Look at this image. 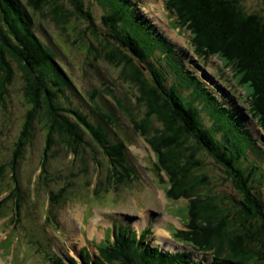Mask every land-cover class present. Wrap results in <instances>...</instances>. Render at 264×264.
Segmentation results:
<instances>
[{
  "label": "rangeland",
  "instance_id": "rangeland-1",
  "mask_svg": "<svg viewBox=\"0 0 264 264\" xmlns=\"http://www.w3.org/2000/svg\"><path fill=\"white\" fill-rule=\"evenodd\" d=\"M77 1L84 14L92 16L94 25L69 0H58L74 13L66 30L48 15L49 6L43 11L28 9L33 29L53 50L66 76L67 83L62 88L64 94L58 91V101L65 109H76L85 114L91 123L107 133L112 143L123 141L129 157V163L125 165L129 177L124 172L125 179L118 181L116 175L110 173L109 159L88 134L84 135L86 144L77 157L57 146L52 155L45 157L46 122H36L31 141L15 164V172L9 171L0 182V199L8 196L14 179L22 196L19 227L14 229L10 222L14 217L15 199L6 208L5 218L0 219V262L54 264L56 253L63 260L65 257V264H73L69 259L85 264L81 252L86 259L90 255V264H94L101 242L106 244V239L113 235V228L115 232L117 227L136 230L139 235L149 227L146 242L152 249H159L160 254L188 253L191 264L203 260L211 263L212 255L195 251L188 244L172 238L174 228L180 229L174 219L181 226L187 222L188 201L164 198L163 190H167L168 183L162 182L156 174L153 154L137 136L132 124L118 111L120 100L135 114L144 116L145 110L134 103L138 90L121 77L123 68L111 65L99 56V39L104 46H108L109 41L121 45L113 38L116 36L114 31L103 22L106 10L96 0ZM121 1L133 15L132 26L150 38L147 41L154 47L149 63L165 75L166 88L174 87L188 103L193 102L200 109L203 124L215 128L219 138L226 131L238 129L245 150L238 164L246 172L256 167L255 184L264 203V132L251 111L250 88L241 85V77L235 75L232 67L223 66L217 57L203 58L195 53L189 30L183 29L179 34L174 31L178 30L176 17L165 12V0ZM20 4L26 8L25 0H20ZM149 68L146 75L152 81ZM15 69L16 77L9 86L6 102H0V164L13 161L14 144L24 127L28 110L23 94L24 81L18 68ZM103 117H110L116 123L106 124ZM151 135H156L154 129ZM199 157L204 161V167L198 173L209 177L211 194L226 196L232 202L239 201L238 194L227 181L224 168L205 152ZM41 164H44L42 181L38 177L42 172ZM109 176L113 180L109 181ZM66 189L68 200L52 202L51 206L49 193L66 192ZM162 230L167 232L162 234L164 237L160 236ZM167 244L173 246L172 249L166 248Z\"/></svg>",
  "mask_w": 264,
  "mask_h": 264
},
{
  "label": "trees",
  "instance_id": "trees-1",
  "mask_svg": "<svg viewBox=\"0 0 264 264\" xmlns=\"http://www.w3.org/2000/svg\"><path fill=\"white\" fill-rule=\"evenodd\" d=\"M69 1L84 14L77 0ZM96 1L106 10L102 17L104 24L114 31L116 36L113 38L121 44L109 41V45L104 46L99 39V56L111 65L123 68L121 77L138 90L134 103L145 110L144 116H140L120 100L118 111L132 124L137 136L153 154L156 174L162 182L168 183L167 200H189L185 229L174 228L173 239L188 244L195 251L212 255L211 263L192 262L195 264L263 262L264 203L257 193L256 167L246 172L238 164L245 153L238 129L226 131L219 138L215 128L206 127L200 109L193 102L188 103L174 87L167 89L165 75L149 63L154 46L147 41L150 38L132 26L133 15L129 8L121 0ZM25 2L26 8L21 6L20 0H0V102H6L17 67L24 81L23 94L28 105L24 127L14 144L13 161L0 164V182L9 171L15 172L16 162L31 141L35 123L42 120H45L47 130L45 157L52 155L56 146L77 157L86 144L84 135L88 134L109 159L110 173L123 181L124 172L129 177L125 166L129 163L126 145L123 141L112 143L107 133L91 123L85 114L76 109H65L58 101L59 93L64 94L62 88L67 79L53 50L35 34L28 9L43 11L49 6L48 15H52L63 30L74 13L58 0ZM164 6L169 15H175L179 32L189 30L191 46L195 47L199 57H217L223 66L232 67L235 75L241 77V85L250 88L251 111L264 132V21L261 17L246 11L235 0H165ZM84 17L94 25L89 13ZM170 48L173 51V46ZM148 67L152 81L146 75ZM103 118L106 124L116 123L110 117ZM152 129L156 132L154 136ZM201 152L224 168L227 181L235 189L239 201L232 202L226 196L211 194L209 177L198 173L204 167V161L199 157ZM41 169L38 177L42 181L44 164ZM108 180H113L112 176ZM12 181L8 196L0 200V219L5 218L6 208L15 199L14 217L10 222L17 229L21 223L22 196L16 179ZM67 192L66 189V192L49 193L51 206L52 202L67 201ZM50 211L51 207L47 216ZM148 228L138 235L136 230L117 227L114 240L110 241L108 237L106 244H101L94 264H191L188 253L167 255L152 249L146 242L150 233ZM80 255L85 264H90V255L87 259L82 253ZM54 256V264H65L56 253ZM69 260L77 264L75 260Z\"/></svg>",
  "mask_w": 264,
  "mask_h": 264
},
{
  "label": "flooded vegetation",
  "instance_id": "flooded-vegetation-1",
  "mask_svg": "<svg viewBox=\"0 0 264 264\" xmlns=\"http://www.w3.org/2000/svg\"><path fill=\"white\" fill-rule=\"evenodd\" d=\"M246 11H252L264 21V0H235ZM264 264V262H261Z\"/></svg>",
  "mask_w": 264,
  "mask_h": 264
},
{
  "label": "bare ground",
  "instance_id": "bare-ground-1",
  "mask_svg": "<svg viewBox=\"0 0 264 264\" xmlns=\"http://www.w3.org/2000/svg\"><path fill=\"white\" fill-rule=\"evenodd\" d=\"M150 147H151V145H150ZM68 154H69V153H68ZM156 161H157V160H156ZM162 172H163V171H162ZM165 174H166V173H165ZM167 175H168V174H167ZM167 175H166V176H167ZM164 177H165V176H164ZM167 177H169V176H167ZM46 188H47V187H46ZM166 192H167V191H166ZM9 198H10V197H9ZM164 198L167 200L166 196H165ZM4 200H5V199H4ZM188 201H189V200H188ZM188 208H189V207H188ZM174 221H176V220H174ZM175 223H177V222H175ZM177 224H178V223H177ZM162 234H165V232H162V231H161V233H160V236H161V237H164L165 235L163 236ZM166 234H167V233H166ZM164 243H165V242H164ZM164 243H162V246H161L163 250H164ZM165 244H166V243H165ZM167 245H168V244H167ZM176 245H177V246H181L180 244H177V243H176ZM172 247H173V246L170 247L169 245L166 246V248H171V249H172ZM98 253H99V252H98ZM97 256H98V255H97ZM80 257H81V256H80ZM81 260H82V257H81ZM82 262H83V260H82ZM83 263H84V262H83ZM0 264H2V263L0 262Z\"/></svg>",
  "mask_w": 264,
  "mask_h": 264
},
{
  "label": "crops",
  "instance_id": "crops-1",
  "mask_svg": "<svg viewBox=\"0 0 264 264\" xmlns=\"http://www.w3.org/2000/svg\"><path fill=\"white\" fill-rule=\"evenodd\" d=\"M163 231V230H162ZM163 232H165V231H163ZM165 233H167V232H165Z\"/></svg>",
  "mask_w": 264,
  "mask_h": 264
}]
</instances>
